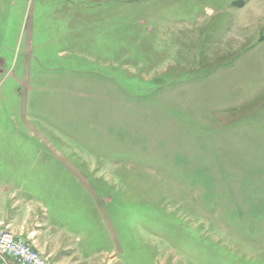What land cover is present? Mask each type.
<instances>
[{
    "label": "rangeland",
    "instance_id": "374dc122",
    "mask_svg": "<svg viewBox=\"0 0 264 264\" xmlns=\"http://www.w3.org/2000/svg\"><path fill=\"white\" fill-rule=\"evenodd\" d=\"M1 161L55 264H264V0H0Z\"/></svg>",
    "mask_w": 264,
    "mask_h": 264
},
{
    "label": "crops",
    "instance_id": "0c3cea01",
    "mask_svg": "<svg viewBox=\"0 0 264 264\" xmlns=\"http://www.w3.org/2000/svg\"><path fill=\"white\" fill-rule=\"evenodd\" d=\"M248 4H242L241 7L246 8ZM12 168V162H0V230L30 241L38 249L45 248L44 243L47 241L39 239L45 208L41 200L31 197L27 180L14 175ZM50 246L55 248V244Z\"/></svg>",
    "mask_w": 264,
    "mask_h": 264
},
{
    "label": "built area",
    "instance_id": "2783aa9c",
    "mask_svg": "<svg viewBox=\"0 0 264 264\" xmlns=\"http://www.w3.org/2000/svg\"><path fill=\"white\" fill-rule=\"evenodd\" d=\"M0 264H55L32 242L0 230Z\"/></svg>",
    "mask_w": 264,
    "mask_h": 264
}]
</instances>
